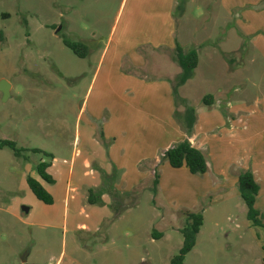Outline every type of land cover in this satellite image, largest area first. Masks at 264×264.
Masks as SVG:
<instances>
[{"label":"rangeland","instance_id":"obj_1","mask_svg":"<svg viewBox=\"0 0 264 264\" xmlns=\"http://www.w3.org/2000/svg\"><path fill=\"white\" fill-rule=\"evenodd\" d=\"M133 1L0 0V83L10 86L6 98L0 91V142L13 141L25 150L17 158L10 148L0 149V264H170L183 245L186 211L202 212L204 224L185 264H264V231L249 225L240 196L218 193L196 200V192L203 195L210 189L207 180L198 181L205 175L193 180L167 164L162 169L164 190L154 192V170L146 165L151 180L129 195L118 190L121 195L111 196L115 211L97 234L80 232L79 217H45L52 207L28 188L27 178L37 176L41 160H51L42 154L57 158L59 171L74 164L78 176V133L90 123L104 130L116 113L110 103L121 99L108 86V76L119 79L113 80L114 90L133 79L166 85L175 108L171 119L182 132L179 120L185 121L188 109L206 113L203 100L208 95L225 102L224 115L230 113L228 102L259 105L264 98V57L259 56L256 35L244 29L248 15L264 3L175 0L174 45L199 55L192 77L176 88L181 68L174 55L139 47L135 51L143 63L134 64L133 43L120 37L124 25L136 20L127 32L140 38L139 23L157 12L147 13L146 3L160 2L145 0L146 18L139 11L135 15L141 9L134 10ZM64 41L86 45V57L76 55ZM118 44L125 55L121 67L111 70V57L103 52H115ZM160 88L163 94L164 87L157 92ZM118 112L127 118L128 107ZM116 179L122 182L120 172ZM24 207L32 208L31 214ZM256 208L264 209V199Z\"/></svg>","mask_w":264,"mask_h":264},{"label":"crops","instance_id":"obj_2","mask_svg":"<svg viewBox=\"0 0 264 264\" xmlns=\"http://www.w3.org/2000/svg\"><path fill=\"white\" fill-rule=\"evenodd\" d=\"M145 2V0L133 1L134 10L141 9L135 10V15L139 11L143 14L142 17L147 18L149 14H146L145 9H142ZM254 2L260 5L264 3V0H254ZM151 4L146 3L147 13L151 14L152 10H157L156 16H149L147 23H139L142 27L141 37L136 35L131 37L127 32L134 26L136 20L132 25L129 24L130 26L128 23L127 26L124 25L126 28H122L120 37L124 40L128 38L133 43V51L139 47H151L155 53L162 51L163 55L173 56L176 48L174 45L176 28L173 22L175 0H160L153 6ZM244 23L245 31L247 33L249 31L250 35H256L254 41L256 39L259 41L257 45L259 56L264 57V49H262L264 48V7L249 14ZM249 23L253 27L249 28ZM116 31L117 29H115ZM243 34L245 35L244 31ZM121 49V45L118 44L115 52H111L110 49L103 52L105 56L110 55L111 57V70L121 67L122 58L125 55V53H120ZM132 56H135L134 64L136 61H140L138 64L142 65V58L136 51ZM117 73L119 74V72ZM108 80L107 84L111 91L120 94L121 99L110 103L115 107L116 113L113 112L109 116L104 130H97L89 122L91 126L85 129L82 134L78 133L77 142L80 147L78 176L75 174L74 164L67 170L59 171L57 168L58 159L53 156L50 158L52 164L47 169V173L52 177L54 183L42 182L54 198L53 205H46L52 208L47 209L46 213H43L44 216L63 217L65 220L70 216L79 217L82 223L78 230L87 234L99 233L104 222L109 220L115 211L113 200L108 192L102 196V205H91L88 202V190L101 189L103 185L100 171H103L107 176L115 175L113 180L115 190H123L122 192L125 194L131 193L145 184L146 179L151 180L152 175L151 172L146 171V165L147 169L155 170L156 164L161 158L160 153L188 137L171 119L175 108L171 92L166 85L148 84L133 79L114 90L113 80L119 81V79L112 75L108 76ZM159 87H164L163 94L161 88L157 92ZM224 103V101L214 98V104L208 107L206 113L199 111L194 132L189 138L197 149L208 151L205 153L209 157L210 174H204L206 179L198 181L207 180L211 183L210 189L206 190L203 195L196 192L195 198L199 200L205 195H217L218 193H229L238 198L240 196L238 175L242 171L251 170L261 187L256 202L257 206L258 202L260 203L264 199V98L259 99V105L243 101L231 105L228 102L231 117H226L222 113L221 109H223ZM126 106L128 107L127 118L122 117L123 115L118 112L119 108ZM97 109L99 108L96 107L95 111H98ZM123 111L124 109H122ZM121 124L125 125L123 130L119 129ZM42 161L45 162V160ZM162 163L158 166V171L161 172L159 180L161 192L164 190L162 169L169 164L166 160ZM143 168L145 170H142ZM180 169L184 170L185 174H190V178L194 180L193 176L196 175L189 173L185 167ZM81 170L84 172L82 173ZM119 172L122 182H117L116 179ZM212 174L215 175V180H213ZM33 178L39 180L38 175ZM202 182L199 184L204 185ZM204 186L207 187V185ZM70 210L74 213H70ZM258 210L264 212V209ZM31 212L32 208L28 213H25L29 215ZM34 215L35 213L32 216ZM43 225H47V223ZM249 225L251 226L250 222Z\"/></svg>","mask_w":264,"mask_h":264},{"label":"trees","instance_id":"obj_3","mask_svg":"<svg viewBox=\"0 0 264 264\" xmlns=\"http://www.w3.org/2000/svg\"><path fill=\"white\" fill-rule=\"evenodd\" d=\"M2 32H0V42L2 41ZM66 47L71 49L76 55L81 58L86 57L87 47L81 43H74L70 41H64ZM174 57L181 68V74L175 84V87L185 85L192 77L193 71L197 68L199 62V55L196 50H191L185 53L182 48L177 44L174 52ZM204 105L210 107L214 104V97L208 95L203 100ZM226 117H230L229 113L225 114ZM185 121L180 122L182 130L187 134V138L183 141L173 144L169 149L160 153L159 164L165 160L169 163L173 169H180L185 167L189 173L193 175H204L209 171V157L204 151L197 149L189 140L194 132L197 122V114L194 109H188L185 112ZM10 148L17 158H22L24 149H19L15 142L4 140L0 142V149ZM34 153L39 154L41 151L33 149ZM45 157L53 158V155L44 154ZM50 162H40L37 165V175L39 180L28 176L27 185L32 194L37 200L45 205H53L54 198L47 191L44 184H53L52 177L47 173V169L51 166ZM158 165L154 170L153 191L156 192L159 189V173ZM102 174L103 185L101 189H89L88 190V202L91 205H102V196L107 192L114 199L117 195H121L113 186V180L115 175L107 176L103 171ZM260 185L256 181L255 176L251 170L242 171L238 175V190L242 201L246 206V218L250 222L252 228H260L264 231V212H261L256 208L257 198L260 192ZM135 191V190H134ZM128 194V193H127ZM126 194V195H127ZM129 195V194H128ZM123 196V195H122ZM113 199V200H114ZM114 209V206H113ZM115 210V209H114ZM186 224L181 229L184 241L179 253L171 259L170 264H185L187 255L195 248L197 242V236L204 224V216L202 212L186 211L185 213ZM264 262V259H263Z\"/></svg>","mask_w":264,"mask_h":264},{"label":"water","instance_id":"obj_4","mask_svg":"<svg viewBox=\"0 0 264 264\" xmlns=\"http://www.w3.org/2000/svg\"><path fill=\"white\" fill-rule=\"evenodd\" d=\"M59 29L56 31L58 32ZM0 91L4 94V98H6L7 96H9L10 93V86L6 81H1L0 83ZM43 156V154H42ZM24 212L28 213L29 209L27 207L23 208Z\"/></svg>","mask_w":264,"mask_h":264}]
</instances>
